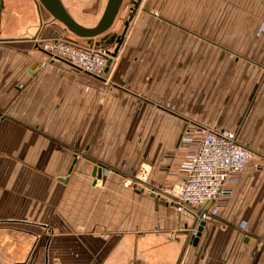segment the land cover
<instances>
[{
	"label": "crops",
	"instance_id": "0c3cea01",
	"mask_svg": "<svg viewBox=\"0 0 264 264\" xmlns=\"http://www.w3.org/2000/svg\"><path fill=\"white\" fill-rule=\"evenodd\" d=\"M43 23L62 33L37 0H0V264H264V165L196 244L201 221L151 191L175 181L192 122L264 157V41L229 37L264 29V0H142L105 73L115 85L46 62ZM144 164L148 182L125 185Z\"/></svg>",
	"mask_w": 264,
	"mask_h": 264
},
{
	"label": "built area",
	"instance_id": "2783aa9c",
	"mask_svg": "<svg viewBox=\"0 0 264 264\" xmlns=\"http://www.w3.org/2000/svg\"><path fill=\"white\" fill-rule=\"evenodd\" d=\"M42 11L47 13L43 9ZM51 20L56 22L52 17ZM44 26L45 23L34 40L46 62L65 64L75 71L103 81L105 85H115L105 76L110 62L115 59L114 56L104 49L88 44L85 39L70 36L63 26L61 34L44 37ZM46 62L40 63V67ZM178 153L183 155L179 159ZM172 155L177 157L175 181L162 189L151 191L179 212L194 214L197 222L203 221L206 213L226 205L235 191L241 173L249 168L261 169L264 163V157H259L238 141L235 131L194 122L185 125L176 152ZM150 172L149 165H142L135 178H125V185L137 188L147 183ZM209 204L210 207L206 210ZM185 229L181 228L183 231ZM190 230L194 236L197 235L196 226Z\"/></svg>",
	"mask_w": 264,
	"mask_h": 264
},
{
	"label": "water",
	"instance_id": "95a60500",
	"mask_svg": "<svg viewBox=\"0 0 264 264\" xmlns=\"http://www.w3.org/2000/svg\"><path fill=\"white\" fill-rule=\"evenodd\" d=\"M37 2L56 23L68 30L70 36L85 39L88 44L104 49L111 56L116 57L142 0H133L128 17L123 22L120 30H115L113 28L124 7L125 0H107L101 17L93 25H87L78 21L70 13L63 0H37ZM72 37L69 38L72 39ZM180 139L181 136L179 141ZM96 174L102 176V169L96 168L95 175ZM209 207L210 204L207 206L206 210H208ZM204 224L205 221H201L197 235L192 238L194 244L199 240ZM184 232L188 233L190 231L186 228Z\"/></svg>",
	"mask_w": 264,
	"mask_h": 264
},
{
	"label": "rangeland",
	"instance_id": "374dc122",
	"mask_svg": "<svg viewBox=\"0 0 264 264\" xmlns=\"http://www.w3.org/2000/svg\"><path fill=\"white\" fill-rule=\"evenodd\" d=\"M63 1L67 6L68 10L70 11V13L78 21H80L81 23H85L87 25H93L101 17L107 0H63ZM132 2L133 0H125L124 7L122 8V11L118 16V19L113 29L118 30L122 27V24L127 17L128 10H130V7L132 6ZM245 16H246L245 22H248L247 20L248 18L252 19V15L246 14ZM229 37L232 38L233 41H237V39L238 40L246 39L245 41L246 46L244 48L245 50H247L253 48L251 40L254 37L261 38L262 41H264V29L253 30V29L245 28L241 31L230 29ZM231 48H234V50H236L235 46ZM262 48H264V46H262Z\"/></svg>",
	"mask_w": 264,
	"mask_h": 264
}]
</instances>
